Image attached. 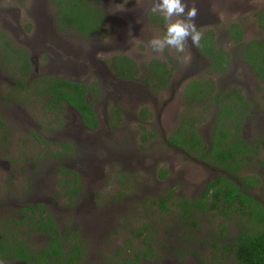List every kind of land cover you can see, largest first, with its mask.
Listing matches in <instances>:
<instances>
[{"label": "rangeland", "instance_id": "rangeland-1", "mask_svg": "<svg viewBox=\"0 0 264 264\" xmlns=\"http://www.w3.org/2000/svg\"><path fill=\"white\" fill-rule=\"evenodd\" d=\"M99 1L107 18L106 33L103 34L105 37L93 42H84L74 32H67L62 36L64 42L69 43L74 51L77 47L90 52L96 51L94 46L103 48L96 51L95 59L106 58V64L114 55L128 56L142 69V77L145 76L143 68L149 61L161 60L168 65L171 72L170 89L158 94L146 91L143 95L142 108H147L151 114L147 124H141L139 117L141 105L135 107L131 104H123V101L117 100L114 95H111L109 100L95 97L104 125L99 138L102 140L103 134L108 137L105 139L108 141L105 145L110 152L111 161L100 165V170L94 179L84 173H78L81 191L72 207H69L64 191H58V195L54 198L56 203H49L50 207L47 208L56 216L59 226L64 231V237L76 235L83 251L82 260L78 264H100L106 259L114 261L119 252L125 255L132 252L127 248L129 245L135 250L143 248V238L136 235L144 228L149 231L146 234L152 236L150 241L155 250L154 260L151 259L145 264H236V260L226 257L227 251H221L223 247L228 249L232 239L237 237L239 229L236 223L228 224L227 233L222 235L221 225L219 224L217 228L219 221L214 219L215 214H211L214 215L212 217L204 216L196 211L194 214L198 215V218L192 219V222H196L190 223L182 218L184 214L179 206L184 201L200 200L205 193L207 183L218 176L217 171L203 163L186 158L183 153L177 152L168 145V139L178 130L186 109L183 82L191 75L204 77L207 70L206 63L203 64L197 53V46H193L191 41L188 42L183 53L171 48H166L159 54L151 50L148 42L152 38L163 36L165 32V25L152 26L149 16L153 12L145 17L147 9L151 7V0ZM22 2L24 0H0V7H9L11 10L22 7L20 10L24 15H20V19L22 22L25 18V23L28 25H33L35 17H39L32 12L41 8L44 12L41 17L49 24L54 22L53 14L56 9L51 0ZM194 3L198 9L196 19L198 31L203 33L213 30L217 34L218 45L226 49L234 59L229 74L218 78V85L229 82L231 77L235 81L242 74L247 73V68L241 63V57L238 58L240 56L238 45L226 32L231 25L237 24L245 33L242 44L264 39V30L259 28L255 18L257 12L264 10V0H194ZM153 14L161 16L158 13ZM15 15L19 14L15 13ZM129 17L134 19L129 21ZM42 18L39 19L43 20ZM2 25L0 20V27ZM135 32L137 37L131 38V34ZM67 70L78 73L82 67L74 66L73 69L67 68ZM46 71H49L48 68ZM61 71L63 74L66 72L65 68ZM86 74L90 77V82L96 77L92 69ZM87 75L81 74L80 78L87 81L89 79ZM137 86L140 90L145 88L142 82ZM257 100L260 104H264L261 99ZM113 103H121L124 108L119 121L112 119ZM24 111V124L3 113L14 127L13 155L20 158L14 168L32 166L22 154L32 157L35 150L26 146L24 140L40 133L39 131L45 126L49 128L50 120L55 119L54 116L48 115L42 105H26ZM262 119L264 120V117ZM208 123L201 126V133H209L211 126ZM256 124L258 121L252 118L246 127V133H249V127ZM51 126L49 135H52L55 142L65 141L71 133L69 127L58 133L55 131L56 126L53 124ZM59 135L63 137H56ZM80 136L85 137L83 134ZM78 147L81 151V142ZM40 149L46 148L40 147ZM14 157H11V160L15 165ZM119 160H123L122 163ZM261 161L264 165V156ZM168 170H170L169 174L166 173ZM246 170L248 169H245V174H247ZM26 171L23 174V182H27L33 176L28 175L29 172ZM48 177L59 185L61 180L59 175H41L42 179ZM65 179L70 177L62 178L63 181ZM23 191L25 192V187ZM17 192L18 189L15 190V193ZM255 195L264 202V185L255 191ZM19 200L23 201L21 203L30 202L28 197ZM163 202L165 209L162 207ZM72 208L77 211L74 209L75 212L72 211L70 214ZM30 240L38 247L46 243L45 238L39 235H33ZM70 245L66 242V250ZM213 245L218 246L220 250L215 249Z\"/></svg>", "mask_w": 264, "mask_h": 264}, {"label": "flooded vegetation", "instance_id": "flooded-vegetation-1", "mask_svg": "<svg viewBox=\"0 0 264 264\" xmlns=\"http://www.w3.org/2000/svg\"><path fill=\"white\" fill-rule=\"evenodd\" d=\"M20 8L22 9V7H19L11 10L9 7H0V20L3 24V28L0 27V226H2V233H0V262L4 264H35V261L32 260L15 259L20 254H33L41 261L44 256H41L42 254L52 251L51 246L54 243L52 237L56 239L55 246H58L59 243L68 257L71 256L73 246L78 244L76 235L75 237L73 235L71 237H64V231L59 226L56 216L47 207H50L49 203L51 202L56 203L54 198L58 195V191H64V197L69 207H72L81 191L78 173H84L86 176L94 179L100 170V165L110 163L111 161L110 152L107 151L105 145L108 142L105 139L108 137L103 134L102 140L99 138L101 131L104 129V125L97 109L98 102L95 101L97 99L95 97H103L109 100V97L114 95L117 100L121 99L123 104H131V106L135 107L138 104L141 105L139 113L141 124H147L151 114L147 108H142L141 100L143 99V95L146 94V91L155 94L167 92L170 89L172 80L171 77L169 86L164 90L153 89L143 82L142 69L135 64L140 69L139 75L135 80L124 81L116 77L111 70L110 64L115 57L129 58L128 56L121 54L114 55L106 64V58L95 59L96 51L103 48L94 46L96 51L90 52L82 47H77L74 51L69 43L64 42L62 36L67 32H74L84 42H93L96 39L105 37L103 34L106 33L105 24L107 18L103 7L104 28L100 32L95 33L92 38H87L76 30L60 28L57 22L58 9L55 6L54 8L56 10L53 14V23H47L41 17L44 12L41 11V8H38L40 10H34L32 12L37 17L39 16L38 18L35 17V23L33 25L25 23V18L21 22L20 15L24 14H22ZM15 13L19 15L16 16ZM150 13L151 11L147 9L145 17L147 18V14L150 15ZM152 14L149 16L152 26L165 25L162 21L154 23ZM263 17L264 10L257 12L255 16L257 24L262 30H264V23H261ZM133 19V17H129V21ZM243 34L245 35V33ZM135 37H137V32L131 34V38ZM260 40L257 42H261L262 46H264V39ZM234 43L236 42L234 41ZM239 51L241 53V50ZM199 57L203 60V64L204 62L206 63V75L204 77L191 75L185 78V82H183L185 84L183 95L186 109L181 117L182 119L178 130L168 139V145L177 152L183 153L186 158L203 163L217 171L218 176L207 183L206 189L218 179H227L240 188L242 193L258 202L264 209V202L255 195V191L264 185V165L261 161L262 156H264V120L262 119L264 117V104H260L257 100L261 99L264 101V76L256 74L248 64L240 59L241 63L247 68V73H244L245 75L242 74L241 77L237 76L238 78L235 81L231 77L229 82L225 84L220 81L221 85H218V78L228 75L231 69L223 74L213 73L210 71L209 59L201 54H199ZM240 57L241 55L238 58ZM129 59L132 60L131 58ZM74 66H80L82 70H79L78 73H71L67 70V68L73 69ZM46 68L49 71H46ZM63 68L66 70L64 74L61 71ZM90 69L96 74L92 82H90V77L86 74ZM81 74L87 75L89 79L87 81L82 80L80 78ZM52 80L56 84L55 88L52 86ZM63 80L83 84L89 88L85 96V101L88 106H91L98 121L96 130H92L87 125L86 118L81 111L69 103L63 102L59 97L62 91L61 85ZM140 82L145 84L144 90H140L139 86H137ZM206 82L213 83L214 90L209 96H205L201 104L194 103L191 95L187 92L188 88L191 89L194 83H201L203 86H199V89L204 87L205 90H208L210 87L205 84ZM88 83L91 84L88 85ZM217 97L219 100H215ZM219 102H223L226 109L231 108L234 116L228 117L226 114L223 117L220 127L225 129V132L229 135L225 138L224 144H219L218 148H229V146L237 141L236 135L232 134V132L238 131L234 128V124H237L235 118H240V137L248 147V149L246 148L248 158H246V163L242 165V169L236 173L237 177L226 170L217 169L212 165L210 166L206 160L202 159L201 150L203 151V146L210 150L214 144V140L218 143L221 141V136L217 130L221 114ZM107 104L108 102L106 101ZM120 104L113 103V120L119 121L122 116V110L124 108ZM26 105L44 106L48 115H52L55 118L54 121L50 120L51 124L56 126L55 131L61 133L62 129L69 127L71 128V133L65 141L55 142L53 141L52 135H49L51 133V124L49 128L45 126L39 131L40 133L33 134L32 137L24 140L26 146L33 151L35 150V154H32V157L22 154L26 158V161H30L32 166L30 168H14L20 158L14 157L13 155L15 151V141L13 140L15 136L14 127L10 123V120L5 118L4 114L10 115L11 118L24 124V106ZM144 111L146 112L145 118ZM68 114L71 116L69 117ZM252 118L257 120L258 124L249 127V133H246V127ZM225 120H227V124L224 122ZM207 122L211 126L210 131L207 134H203L200 128ZM184 124L188 130L186 139L189 142L193 138L196 139L190 133L193 125L203 144L199 143L196 145L194 143L191 146L188 143L186 145L187 149L174 144L171 139L175 135L178 136ZM141 128L143 130V126ZM81 134L85 137L80 136ZM56 137L61 138L63 136L59 135ZM16 138L18 139V136ZM79 142L82 143L81 151L78 147ZM101 142L103 143L101 144ZM40 147L46 149L41 150ZM11 157L15 158V165ZM119 161L122 163L123 160ZM5 165L7 167H4ZM245 169H248L246 170L247 174L244 172ZM26 170L29 172L28 175L33 176L31 178L32 180L28 179L27 182H23V174L27 172ZM167 172L169 174L170 170ZM42 174L50 176L59 175L61 177L59 185L53 183L52 178L42 179ZM64 176H69L70 179L63 181L62 178ZM240 179L243 180L241 181ZM245 180L248 182L247 185L244 184ZM23 187H25V192L23 191ZM17 189L18 192L15 193ZM24 197H28L30 202L21 203L23 201L19 199H23ZM74 209H71L70 214ZM75 210L77 211V209ZM199 213L212 217L214 215L211 214L215 212L206 214L203 211H199ZM215 216L214 219L219 221L217 228H219L218 226L222 222L227 224L234 222L226 219L222 215ZM182 218L193 223L196 221L192 222L191 220L198 218V215H182ZM33 235H39L45 238V245L38 247L32 243L30 238ZM66 242L71 244L67 250ZM81 260L82 258L74 264H78ZM105 261L109 260L106 259Z\"/></svg>", "mask_w": 264, "mask_h": 264}, {"label": "trees", "instance_id": "trees-1", "mask_svg": "<svg viewBox=\"0 0 264 264\" xmlns=\"http://www.w3.org/2000/svg\"><path fill=\"white\" fill-rule=\"evenodd\" d=\"M52 3L58 9L57 22L62 29L76 30L87 38H92L95 33L100 32V30L104 28V13L99 0H52ZM152 20L154 23L162 21L165 24L163 18L156 14H152ZM261 23H264V17ZM227 31V35L238 43V49L241 50V59L248 64L256 74L264 76V46H262L261 42L254 41L250 44L243 45L242 39L244 31L241 26L237 24L231 25ZM197 48L199 54L209 59L211 72L223 74L231 69V65L233 64L232 55L226 49L218 45L217 34L213 30L204 31L202 33V39ZM110 67L116 77L124 81L135 80L140 73V69L127 57L113 58ZM143 69L146 73L142 79L149 87L164 90L169 86L171 72L165 62L157 59L151 60ZM51 83L55 88V82L52 80ZM205 84L210 87L208 90H205L204 87L199 89V86H203L201 83H194L191 89L188 88L187 92L191 95V99L194 103L201 104L205 96H209L214 90L213 83L206 82ZM61 86L62 91L59 94L61 100L81 111L86 118L87 125L92 130H96L98 121L91 106H88L85 101V96L89 88L83 84H77L66 80H63ZM215 100H219V98L217 97ZM219 103L221 114L217 130L221 136V141L218 143L214 140V144L210 150L203 146V151L201 150L202 159L206 160L210 166L212 165L217 169L226 170L237 177L236 173L242 169V165L246 163V158H248V154L246 153L248 147L240 137V118H235L237 124H234V128L238 131L232 132V134L236 135L237 141L229 146V148H218L219 144H224L225 138L229 135L225 132V129L220 127V123L226 114L228 117L234 116L231 108L226 109L223 102ZM145 114L146 112L144 111V118ZM88 117L91 118L88 119ZM224 122L227 124V120ZM187 132L188 130L184 124L178 136L175 135L171 140L175 145L185 149H187L186 145L188 143H190L191 146L194 143H196V145L199 143L203 144L193 125L190 133L195 136L196 139L193 138L192 141L189 142L186 139ZM216 135L218 134L216 133ZM240 180L242 181L243 179ZM247 183L248 182L245 180L244 184L247 185ZM162 204L163 209H165V202ZM179 206L181 212L186 216L192 215L196 211H203L206 214L215 212L213 214L222 215L226 219L234 221L239 229V234L236 238L232 239L228 249L223 247L221 251H227L226 257L236 260L238 264H264V209L253 198L242 193V190L233 182L224 178L218 179L207 187L200 200L184 201L180 203ZM227 228L228 224L222 222L220 228L222 235L227 233ZM148 232L147 228H144L143 230H139L136 235L139 238H143V248L135 250L129 245L127 248L132 250L129 255L119 252L114 261L109 260L100 264H145L151 259L154 260L155 250L150 241L152 236L149 237V235L146 234ZM52 238L54 240L51 246L52 251L42 254L41 256H44L41 261L33 254H20L17 255L15 259L32 260L35 261V264H74L77 260L82 258L83 252L80 245H74L71 256L68 257L59 243L58 246H55L56 239L54 237ZM213 247L220 250L218 246L213 245Z\"/></svg>", "mask_w": 264, "mask_h": 264}, {"label": "clouds", "instance_id": "clouds-1", "mask_svg": "<svg viewBox=\"0 0 264 264\" xmlns=\"http://www.w3.org/2000/svg\"><path fill=\"white\" fill-rule=\"evenodd\" d=\"M149 10L160 14L165 22L163 36L148 42L154 53H162L166 48L183 53L189 41L193 46L200 44L202 33L197 29L198 9L194 0H151Z\"/></svg>", "mask_w": 264, "mask_h": 264}, {"label": "water", "instance_id": "water-1", "mask_svg": "<svg viewBox=\"0 0 264 264\" xmlns=\"http://www.w3.org/2000/svg\"><path fill=\"white\" fill-rule=\"evenodd\" d=\"M197 53H199V52H197Z\"/></svg>", "mask_w": 264, "mask_h": 264}]
</instances>
